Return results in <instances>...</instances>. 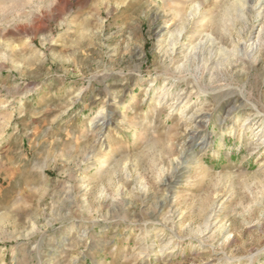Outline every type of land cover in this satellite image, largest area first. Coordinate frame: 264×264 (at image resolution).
<instances>
[{"label":"rangeland","instance_id":"obj_1","mask_svg":"<svg viewBox=\"0 0 264 264\" xmlns=\"http://www.w3.org/2000/svg\"><path fill=\"white\" fill-rule=\"evenodd\" d=\"M263 137L264 0H0V264H264Z\"/></svg>","mask_w":264,"mask_h":264},{"label":"bare ground","instance_id":"obj_2","mask_svg":"<svg viewBox=\"0 0 264 264\" xmlns=\"http://www.w3.org/2000/svg\"><path fill=\"white\" fill-rule=\"evenodd\" d=\"M227 14H228V12L226 11V14H225V15L223 14V15L226 16ZM228 15H229V14H228ZM226 17H227V16H226ZM224 20H225V19H224ZM261 142L264 143V137L262 138Z\"/></svg>","mask_w":264,"mask_h":264}]
</instances>
